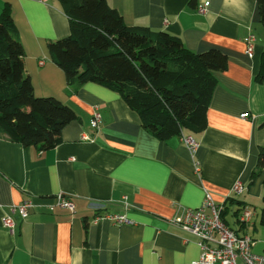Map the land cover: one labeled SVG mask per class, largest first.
Returning a JSON list of instances; mask_svg holds the SVG:
<instances>
[{"label":"crops","instance_id":"crops-1","mask_svg":"<svg viewBox=\"0 0 264 264\" xmlns=\"http://www.w3.org/2000/svg\"><path fill=\"white\" fill-rule=\"evenodd\" d=\"M106 1L127 25L165 30L194 52L226 55V68L213 72L206 126L161 140L116 91L95 82L73 90L47 47L70 31L59 1L0 0V13L10 7L34 94L55 97L76 114L45 151L0 137V264H191L200 254L197 237L171 219L179 207H199L205 192L223 206L222 220L264 256V74L257 79L264 25L256 0H246L245 16L223 0H207L205 13L198 12L205 0ZM94 108L98 129L89 124ZM182 135L196 141L193 150ZM237 180L245 187L240 195L231 192ZM58 193L71 199L73 211L54 205ZM26 199L28 215L15 213L14 227H4L10 207ZM243 207L252 215L242 223ZM106 214H124L128 222Z\"/></svg>","mask_w":264,"mask_h":264},{"label":"trees","instance_id":"trees-1","mask_svg":"<svg viewBox=\"0 0 264 264\" xmlns=\"http://www.w3.org/2000/svg\"><path fill=\"white\" fill-rule=\"evenodd\" d=\"M58 1L70 31L48 41L47 47L73 90L95 82L116 91L136 112L141 126L161 140L204 129L216 84L213 72L227 66L223 52H194L165 30L127 25L106 0ZM189 1L193 5L196 0ZM256 2L264 25V0ZM23 56L5 4L0 13V137L45 151L60 142L62 128L76 114L55 97L34 94ZM263 74L262 62L257 79ZM263 164L261 152L258 166Z\"/></svg>","mask_w":264,"mask_h":264},{"label":"built area","instance_id":"built-area-1","mask_svg":"<svg viewBox=\"0 0 264 264\" xmlns=\"http://www.w3.org/2000/svg\"><path fill=\"white\" fill-rule=\"evenodd\" d=\"M208 2L198 7V12L205 13ZM254 36L248 37L247 53L251 54L253 49ZM242 118L248 116L247 112L240 115ZM101 122V113L94 108L89 124L93 129H98ZM87 137L84 135L83 137ZM182 140L186 146L193 150L196 141L191 135H182ZM244 184L237 180L231 187V192L240 195L244 191ZM54 205L65 207L73 211L74 205L70 198L58 193L54 195ZM32 201L26 199L21 203L10 207L11 214H7L2 224L8 229L15 225L13 215L17 213L21 218L28 215ZM53 205H50L52 208ZM126 207L127 205L124 204ZM223 206L217 205L212 201L208 192H205L203 201L199 207H179V211L174 214L171 222L182 230L189 232L197 237V244L200 248V254L191 264H264V256L252 251L254 241L247 235H239L230 228L221 218ZM252 215L251 209L243 207L239 215L240 222H246ZM113 223L128 222L124 214H106L103 215Z\"/></svg>","mask_w":264,"mask_h":264},{"label":"clouds","instance_id":"clouds-1","mask_svg":"<svg viewBox=\"0 0 264 264\" xmlns=\"http://www.w3.org/2000/svg\"><path fill=\"white\" fill-rule=\"evenodd\" d=\"M207 3V0H205ZM225 7H231L237 15L245 16L248 14V5L246 0H223Z\"/></svg>","mask_w":264,"mask_h":264}]
</instances>
